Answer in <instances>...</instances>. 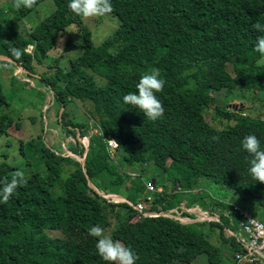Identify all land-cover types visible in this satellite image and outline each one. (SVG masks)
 <instances>
[{"label": "trees", "instance_id": "1", "mask_svg": "<svg viewBox=\"0 0 264 264\" xmlns=\"http://www.w3.org/2000/svg\"><path fill=\"white\" fill-rule=\"evenodd\" d=\"M42 1L0 0V54L13 62L0 58V73L22 66L46 85L62 108L55 118L63 143L74 154L86 152V171L64 149L36 141L20 115L4 112L9 102L0 83V137L18 133L26 164L21 171L0 163V264H118L111 242L129 264H222L212 243L237 264L234 216L222 203L210 213L214 219L194 223L197 230L161 217L138 219L127 202L104 194L136 202L128 193L144 188L147 198L154 177L163 190L140 199L147 209L175 210L180 193L200 196L195 204L205 207L193 191L206 178L242 195L247 213L264 210V0H51L45 18L26 24ZM91 10L117 24L99 41L84 19ZM61 36L70 57L64 66L51 53ZM222 90L230 102L245 103L216 105L224 123L215 127L205 115ZM74 102L87 103L88 123L69 118ZM81 135L89 137L87 149ZM64 222L90 234L91 244L62 245L52 234L61 235Z\"/></svg>", "mask_w": 264, "mask_h": 264}, {"label": "rangeland", "instance_id": "2", "mask_svg": "<svg viewBox=\"0 0 264 264\" xmlns=\"http://www.w3.org/2000/svg\"><path fill=\"white\" fill-rule=\"evenodd\" d=\"M51 0H43L37 7L36 10L32 13L31 17L27 19L25 22L30 26H34L35 24L39 23L43 18H45L51 9ZM107 14H100L96 10L87 11L84 16L85 22H89L91 24L90 29L94 33H96V40H101L108 32H112L117 24L116 22L109 17L110 15ZM99 22V24H97ZM73 29V30H72ZM65 32L68 33V36H74L76 33V29L72 26L65 29ZM67 37L61 36L58 42V48L55 51H52V58L55 59L56 57H60L57 59L60 66H64L68 63L70 57L65 55V51L67 49ZM50 53V55H51ZM55 59V60H56ZM55 62V61H53ZM264 58L259 62L263 63ZM49 62H44L43 67L46 69L48 67ZM228 71L233 73L232 68L230 66L227 67ZM23 78L26 79V76L18 77L17 73L15 75V68L8 67L1 71L0 73V83L3 85V91L9 102V107L4 110V112L8 115H20V120L25 119L23 124L30 123V126H27L31 133H33L35 140H41L44 145L51 146L57 150L64 149V153L68 150L66 149L65 144L63 143L66 140V134L62 131V128L58 123H56V116H58L62 108L61 106L51 97V94H48L49 91L47 90L46 85L42 82L34 79L35 82L30 79L29 81H25ZM215 98L217 99L211 105V110L208 114L205 115V120L209 124H213L215 127L219 126L220 123L217 122L221 121L218 118L217 113L214 111V107L216 105L219 106H230L235 105H242L241 99L233 98L230 102V99L227 100L226 93L224 90L219 91L214 94ZM11 98V99H10ZM87 107V103L80 104L79 102H74L67 106L66 110L69 111L70 115L69 118L73 121H80L83 123H88L87 118L83 116V111ZM86 114V113H85ZM90 123H92L90 121ZM89 131L94 132L96 128L91 125L88 127ZM26 134L30 135L25 131ZM16 132L10 131L9 136H2L0 137V163L7 162L11 165L14 169L17 168L22 171L25 162L24 158L22 157L19 151V143L18 137ZM40 136V138H38ZM70 139V138H69ZM71 140V139H70ZM80 140L83 142L86 140L85 137L82 135L80 136ZM41 143H38L40 145ZM69 147V144H68ZM21 155V156H20ZM70 152H67L66 156H71ZM7 156V157H5ZM76 160H81L82 157L80 155H73ZM21 157V158H20ZM155 175L158 179L162 180V175L155 172ZM165 178V176H164ZM156 187V186H155ZM197 190L193 191L194 193L201 194L204 196L203 200L206 202V206L202 207L198 204L201 200V197H196L192 195H187V193H180L178 201H181L182 204H179L176 209L185 208L192 209L194 207L200 208L202 211L207 212L209 215L210 213H215L216 209L219 211V206L217 203H222L224 205L225 211H231L230 216L233 219L232 227L235 228V231L238 227L237 221L240 219L239 211L246 212L245 208L250 205V202L243 198L242 195L238 193H234L233 191L225 188L222 185L216 184L211 179L201 178L198 185L195 186ZM148 191L150 192L147 196H151V191H157L158 188L156 187L155 190H150L147 186ZM145 193V189L143 188L140 192H131L128 193L129 197L132 198L134 201H138L143 199V194ZM159 193V192H158ZM123 195V194H120ZM200 198V200H199ZM204 202V203H205ZM217 204V205H215ZM192 205V206H188ZM223 207V206H222ZM187 216H189L193 221L190 223L193 227L197 230L198 227L194 225L195 222L201 221L198 220L196 214L184 212ZM218 213V212H216ZM252 215V214H251ZM228 217V214L223 215ZM236 216V217H235ZM257 220L264 221V210L258 209L252 215ZM237 220V221H236ZM230 221V219H229ZM236 221V222H235ZM261 221V222H262ZM62 232L61 235H56L55 233L52 234L53 237L59 236L58 241L65 245L66 247L72 245L74 242H79L81 244L90 245L93 239L90 237L88 233H80V229L77 226L64 222L62 224ZM69 225V226H68ZM72 225V226H71ZM82 232V231H81ZM102 237H104L107 241L110 240L109 238V230L104 229L100 231ZM74 238V241L71 239ZM216 240V239H214ZM210 241V240H209ZM211 242V241H210ZM212 243V242H211ZM213 245L217 246L220 249L219 257L222 258V264H231L232 257L230 254L227 253L223 246L219 244L212 243ZM110 255L112 258L116 259L118 264H128L122 257V249L116 242L110 243ZM205 257L203 259L205 260Z\"/></svg>", "mask_w": 264, "mask_h": 264}, {"label": "built area", "instance_id": "3", "mask_svg": "<svg viewBox=\"0 0 264 264\" xmlns=\"http://www.w3.org/2000/svg\"><path fill=\"white\" fill-rule=\"evenodd\" d=\"M17 73L18 77H21L25 74L22 68L17 69L15 74ZM25 81H29V79L23 78ZM86 143V141H83ZM108 146L110 149H115L117 147V142L114 139L108 140ZM68 151H66L67 154ZM72 154V153H70ZM73 155V154H72ZM85 155V154H84ZM134 176V173L132 174ZM150 190H155V185L150 182L147 184ZM158 192H161V189L158 188ZM104 197L108 199H113L117 201L118 199L113 194H104ZM151 196H148L146 200H150ZM127 202L137 210L136 218L142 219L143 217L154 216L161 217L164 219H171L180 223H191L192 220L189 217H184L183 213H193L196 214L198 220H208L214 219L207 212L202 211L198 207H194L192 209L179 208L175 210H171L169 212H156L155 210L147 209L146 203L142 200H138L133 203L127 200ZM239 217H241V222L236 229L235 241L241 247L240 252H237V255H241L245 261H238L237 264H262L264 262V224L258 222L253 217L249 216L247 213L243 211H239Z\"/></svg>", "mask_w": 264, "mask_h": 264}, {"label": "clouds", "instance_id": "4", "mask_svg": "<svg viewBox=\"0 0 264 264\" xmlns=\"http://www.w3.org/2000/svg\"><path fill=\"white\" fill-rule=\"evenodd\" d=\"M26 52L28 53V54H33V52H34V46L33 45H29L28 46V48H27V50H26ZM18 66H20V65H18ZM22 69H23V67L22 66H20ZM24 70V72H25V74H24V76H26L27 77V75H26V73H27V71L25 70V69H23ZM17 71V69L15 70V72ZM16 75V74H15ZM28 78V77H27ZM243 102V101H242ZM245 103V102H244ZM241 105V104H240ZM96 131V130H95ZM94 131V132H95ZM83 137H85L86 138V143H84V147H85V149L86 148H88V144H89V137L88 136H83ZM116 149V148H115ZM114 150V149H113ZM68 152H69V150H67ZM70 153H72L73 155H76V154H74L73 152H71L70 151ZM84 154H86V152H84ZM83 154V156H81L82 158H84L85 157V155ZM73 155H71V156H67V157H73V158H75ZM64 156H66V152H65V155ZM80 162H81V160H79ZM134 173V176H135V172H132L131 173V175ZM133 176V175H132ZM154 178V177H153ZM152 178V179H153ZM150 182H152L154 185H155V179H154V181H150ZM148 184V183H147ZM157 187V186H156ZM158 188H160L161 190H163L161 187H158ZM195 190H197V189H195ZM194 190V191H195ZM195 194H197V193H195ZM113 195L118 199L117 201H115V202H120V201H124V202H127V200L128 201H130L131 202V200H129V199H127L124 195H120V194H116V193H113ZM146 198V197H145ZM111 199V198H110ZM113 200V199H112ZM114 201V200H113ZM137 202V201H136ZM128 203V202H127ZM133 203H135V202H133ZM129 204V203H128ZM130 205V204H129ZM215 229V228H214ZM216 230V229H215ZM238 252H240V250L238 251ZM237 253V252H236ZM235 253V254H236ZM234 254V255H235ZM234 260H235V258H234ZM233 260V261H234ZM129 264V263H128Z\"/></svg>", "mask_w": 264, "mask_h": 264}, {"label": "water", "instance_id": "5", "mask_svg": "<svg viewBox=\"0 0 264 264\" xmlns=\"http://www.w3.org/2000/svg\"><path fill=\"white\" fill-rule=\"evenodd\" d=\"M0 58H1V60H8V61H10L11 63H13L10 59H8V58H6L5 56H2V54H0ZM235 108H237V106H235ZM87 149V148H86ZM84 163H85V161H84V158H82L81 159V164L83 165V168H84V170L86 171V169H85V166H84ZM152 181H154V178L152 179ZM89 184L91 185V186H93V184H92V182L91 181H89Z\"/></svg>", "mask_w": 264, "mask_h": 264}, {"label": "bare ground", "instance_id": "6", "mask_svg": "<svg viewBox=\"0 0 264 264\" xmlns=\"http://www.w3.org/2000/svg\"><path fill=\"white\" fill-rule=\"evenodd\" d=\"M245 213H247V212H245ZM249 216H251V217H253L250 213H247ZM254 218V217H253ZM255 219V218H254ZM257 220V219H256ZM193 221V220H192ZM258 221V220H257ZM240 222H241V218H240V220H238V226H239V224H240ZM259 222V221H258ZM192 223V222H191ZM261 223V222H260ZM264 224V223H263ZM237 229H238V227H237ZM234 234H236V231H235V228H234ZM237 260L238 261H247V260H245L241 255H237Z\"/></svg>", "mask_w": 264, "mask_h": 264}]
</instances>
